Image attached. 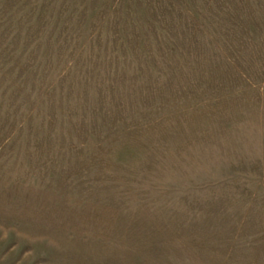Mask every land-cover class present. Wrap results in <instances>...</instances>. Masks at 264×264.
<instances>
[{"label": "rangeland", "instance_id": "obj_1", "mask_svg": "<svg viewBox=\"0 0 264 264\" xmlns=\"http://www.w3.org/2000/svg\"><path fill=\"white\" fill-rule=\"evenodd\" d=\"M0 264H264V0H0Z\"/></svg>", "mask_w": 264, "mask_h": 264}]
</instances>
